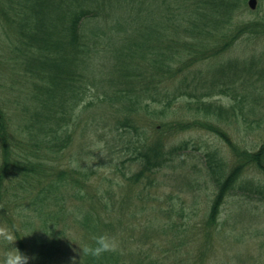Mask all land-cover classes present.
<instances>
[{"label": "trees", "instance_id": "16d2710c", "mask_svg": "<svg viewBox=\"0 0 264 264\" xmlns=\"http://www.w3.org/2000/svg\"><path fill=\"white\" fill-rule=\"evenodd\" d=\"M174 1L0 0V65L5 61L7 66L14 65L18 84H0V220L12 222L9 213L14 211L17 217L23 214V198L33 196L32 210L40 217L43 236L30 242L27 235L31 232L22 228L14 232L19 249L34 257L29 264H57L62 254L58 252L71 224L65 215L66 193L61 188L72 183L76 199H87L82 192L86 185L83 179L90 181L87 173L82 171L83 177L77 178V168L58 163L59 153L71 145L74 130L87 111L103 105L105 114L91 113L86 126L89 129L100 118L104 121L102 133L115 132L123 149L131 152L130 159L142 166L127 176L136 182L146 173L171 165L175 153L189 146L185 142L165 151L163 136L147 146V131L139 122H149L161 133L171 134L177 124L166 118L185 96L190 99L189 109L205 112V118L223 113L220 104L202 96L222 94L229 89L228 83L223 81L218 90L205 89L200 95L192 68L198 60L218 57L248 30L231 28L239 0ZM232 64L219 66L215 77L219 80V76L230 75L232 69L236 73L238 67ZM172 79L178 82L175 89L169 83ZM107 111L111 112L110 120L106 119ZM198 125L233 146L231 138L211 119L197 116L180 126ZM236 151L238 163L228 173L216 150L205 153L207 170L217 188L205 220L209 226H217L225 197L248 164L264 172V142L256 151ZM245 187L264 199L263 183ZM86 202L87 208L72 202L75 210L68 216L85 232V247L93 244L92 237L114 230L118 215L104 200V191L92 190ZM50 204L63 207L60 216ZM61 218L67 224L60 230ZM26 220L24 229L35 223L32 215ZM123 256L118 247L100 257L82 254L83 260L77 264H134Z\"/></svg>", "mask_w": 264, "mask_h": 264}, {"label": "rangeland", "instance_id": "374dc122", "mask_svg": "<svg viewBox=\"0 0 264 264\" xmlns=\"http://www.w3.org/2000/svg\"><path fill=\"white\" fill-rule=\"evenodd\" d=\"M232 19L231 28L248 30L230 42L218 57L206 62L198 60L199 64H194L192 68V77L195 75L197 83L196 92L200 95L205 89L206 92L215 91L213 88L218 90L223 81L228 83L229 89L224 93L202 96V99L220 104L223 113L205 118V112L198 114L189 109L187 103L190 99L185 96L166 118L168 122L177 124L171 134L161 133L149 122H139L147 131L144 137L148 138L147 146L152 145L157 136L166 139L165 151L172 146L189 143L175 153L168 167L153 174L146 173L137 182L129 181L127 176H133L142 169L140 162L130 159L131 152L123 149L120 138L114 136L115 132H101L104 125L102 119L96 118L97 123L89 129L86 126L91 113L105 114L103 105L84 114L74 130L71 145L59 153L58 163L77 168L78 172L74 173L77 178L83 177L80 172L87 173L90 181L88 183L84 178L86 185L82 189L87 199H76L72 183H67L66 189L61 188L66 193L68 215H65L71 225L67 226L61 242L58 253L62 254L55 255L59 259L57 264H77L83 260L82 248L86 246L87 237L68 216L75 210L72 202L79 208L89 206L86 201L92 190L104 191V200L118 213L113 221L114 230L105 233L116 238L118 247L124 252L123 258L129 263L264 264V199L245 189L248 184H264V172L257 165L250 163L241 172L234 189L225 197L217 226L205 224L217 193L207 170L205 153L216 150L223 158L224 170L228 173L239 160L236 148L252 152L264 142V0H257L255 8L250 7L249 0H239ZM254 24L263 26L254 27ZM229 63L237 65V72L232 69L230 75L219 76L218 80L215 77L218 67ZM16 78L17 69L13 64L7 66L5 61L0 65V84L13 82L17 86ZM169 83L174 89L178 85L174 79ZM111 116V112L107 111L106 119L110 120ZM197 116L200 120H213L215 126L222 128L231 138L233 146L199 125L181 129L182 123ZM32 200L30 194L23 198L25 206L22 205L24 211L20 216L17 217L14 211L9 213L12 222L0 220V225H7L13 232L15 228L31 232L27 235L30 242L42 237L44 232L40 217L37 218L32 210ZM51 207L61 215L62 206L50 204ZM27 213L35 217L36 225L34 223L24 229ZM66 224L67 221L61 218L59 229ZM7 247L0 241V264H3ZM15 247L19 248L17 240Z\"/></svg>", "mask_w": 264, "mask_h": 264}, {"label": "clouds", "instance_id": "9594fccd", "mask_svg": "<svg viewBox=\"0 0 264 264\" xmlns=\"http://www.w3.org/2000/svg\"><path fill=\"white\" fill-rule=\"evenodd\" d=\"M16 240L15 233L7 225H0V241L8 245L3 254V264H29V261L34 259L15 247ZM92 240V245L82 248L83 254L100 257L104 253L115 252L119 246L116 238L107 233L94 236Z\"/></svg>", "mask_w": 264, "mask_h": 264}, {"label": "water", "instance_id": "95a60500", "mask_svg": "<svg viewBox=\"0 0 264 264\" xmlns=\"http://www.w3.org/2000/svg\"><path fill=\"white\" fill-rule=\"evenodd\" d=\"M256 2L257 0H249V5L251 8H255L256 7Z\"/></svg>", "mask_w": 264, "mask_h": 264}]
</instances>
